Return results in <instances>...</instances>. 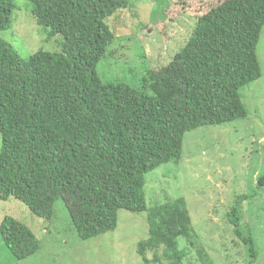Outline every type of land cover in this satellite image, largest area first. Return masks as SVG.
Listing matches in <instances>:
<instances>
[{
    "label": "trees",
    "instance_id": "obj_1",
    "mask_svg": "<svg viewBox=\"0 0 264 264\" xmlns=\"http://www.w3.org/2000/svg\"><path fill=\"white\" fill-rule=\"evenodd\" d=\"M26 1L48 39L63 42L61 53L22 59L0 38V200L12 197L45 221L61 200L81 240L113 231L120 210L146 213L147 236L136 247L143 262L152 252L158 264H183L177 240L193 234L185 204L147 208L145 175L179 162L185 133L246 117L238 91L261 76L255 50L264 0H225L196 20L175 60L180 115L148 107L135 88L104 83L95 71L115 39L106 20L128 0ZM14 9V0H0V31L10 29ZM240 238L252 264L253 240ZM0 241L17 261L39 248L11 217L0 223Z\"/></svg>",
    "mask_w": 264,
    "mask_h": 264
},
{
    "label": "rangeland",
    "instance_id": "obj_2",
    "mask_svg": "<svg viewBox=\"0 0 264 264\" xmlns=\"http://www.w3.org/2000/svg\"><path fill=\"white\" fill-rule=\"evenodd\" d=\"M224 1L128 0V9L106 20L115 39L95 68L98 77L135 88L150 108L180 115L185 102L177 52L196 20ZM14 3L11 27L0 38L22 59L39 51L61 53L62 36L48 39L49 30L38 25L27 1ZM255 54L261 76L238 91L246 117L185 133L179 162L145 175L147 208L175 200L185 204L193 234L177 240L183 264H248V245L240 238L248 236L257 252L252 264H264V189H256L264 175V25ZM4 217L25 225L39 248L17 261L0 241V264H145L136 247L147 236L146 213L120 210L113 231L89 240L77 236L61 200L45 221L10 197L0 200V223ZM144 257L158 264L152 252Z\"/></svg>",
    "mask_w": 264,
    "mask_h": 264
}]
</instances>
